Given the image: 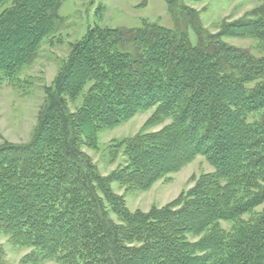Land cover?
<instances>
[{
  "label": "trees",
  "instance_id": "trees-1",
  "mask_svg": "<svg viewBox=\"0 0 264 264\" xmlns=\"http://www.w3.org/2000/svg\"><path fill=\"white\" fill-rule=\"evenodd\" d=\"M165 1L173 28L95 26L72 43L30 141L0 146V235L31 249L23 264H264V0L216 34ZM63 2L0 0V83L62 30ZM151 110L146 127L170 123L112 146L126 162L102 176L82 148ZM199 156L213 172L162 209L131 212L112 188L145 191Z\"/></svg>",
  "mask_w": 264,
  "mask_h": 264
},
{
  "label": "rangeland",
  "instance_id": "rangeland-1",
  "mask_svg": "<svg viewBox=\"0 0 264 264\" xmlns=\"http://www.w3.org/2000/svg\"><path fill=\"white\" fill-rule=\"evenodd\" d=\"M179 3L198 12L201 25L209 34L219 32L224 22L242 19L263 5L260 0H180ZM60 15L66 18L62 30L43 45L39 57L14 82L0 83V146L7 142L24 144L30 141L48 89L67 61L71 44L81 39L88 29L95 26L137 29L145 22L173 28L176 24L165 0H64ZM188 32L191 42L196 44L193 28L189 27ZM225 42L243 49H255L257 46L253 39L230 38ZM81 103L82 99L70 103L71 111H76ZM153 113V110L139 113L118 127L104 129L99 134L97 148H82L93 159L102 176H109L126 162L124 148L118 149L117 158L113 159L112 146L115 149L125 140L158 132L170 123L166 121L146 127ZM211 172L213 168L203 156H199L145 191L127 190L117 183L112 188L125 197L131 212H149L152 208L162 209L169 205L193 188L202 175ZM0 244L5 249L7 264H23L31 252L29 248L14 246L10 237L5 235H0ZM43 264L58 263L49 261Z\"/></svg>",
  "mask_w": 264,
  "mask_h": 264
}]
</instances>
